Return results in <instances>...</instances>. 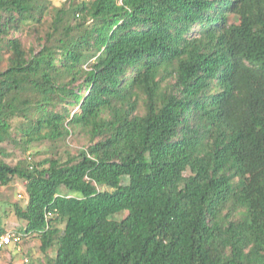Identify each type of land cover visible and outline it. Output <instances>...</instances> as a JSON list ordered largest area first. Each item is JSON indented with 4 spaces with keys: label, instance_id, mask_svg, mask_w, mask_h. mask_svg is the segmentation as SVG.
Listing matches in <instances>:
<instances>
[{
    "label": "trees",
    "instance_id": "1",
    "mask_svg": "<svg viewBox=\"0 0 264 264\" xmlns=\"http://www.w3.org/2000/svg\"><path fill=\"white\" fill-rule=\"evenodd\" d=\"M48 4L0 0V144L16 120L20 143L90 141L14 166L0 147L39 264H264V0H82L26 51L9 36Z\"/></svg>",
    "mask_w": 264,
    "mask_h": 264
},
{
    "label": "rangeland",
    "instance_id": "2",
    "mask_svg": "<svg viewBox=\"0 0 264 264\" xmlns=\"http://www.w3.org/2000/svg\"><path fill=\"white\" fill-rule=\"evenodd\" d=\"M48 1V12L44 15L42 23L26 24L22 26L18 31H13L10 34V38H17L20 40L22 47L28 51L39 49V42L37 37H43L47 30L53 16L52 8H64L67 9L71 6H75L81 3L82 0H46ZM87 1V0H86ZM120 2V0H118ZM230 22H235V19L231 16ZM200 27L195 26L188 34V37H197L200 32ZM7 55L4 54V59ZM94 59L89 60L83 64V68L87 69ZM6 67V61L1 63L0 69L3 70ZM131 75V74H130ZM81 81H78L79 84ZM171 82V81H170ZM166 84V82L164 83ZM81 93H85V89L81 90ZM69 111L74 113L77 110V106H70ZM144 112L143 105L141 104L138 113ZM17 124V120L13 122V139L15 142L7 141L0 144L2 151L5 153L3 159L11 166L16 165L19 162H26L27 164H36L49 158H59L61 161H65L69 155H76L77 153L84 151L90 145L88 135L80 128H74L71 134L63 139L57 141H41L33 142L31 144L20 143L17 141L18 135L15 133L14 128ZM123 184L128 183L127 178H123ZM25 182L21 179L15 178L9 185L0 187V227L7 231H16L22 236L21 243L17 246L6 247L0 255V264H39V261H44L45 256L40 250V241L35 235H24L22 229L24 222L20 220L15 214V207L24 208L27 203V195L25 192ZM64 191V190H63ZM21 196V197H20ZM126 216V213H120L111 217L112 220L120 221ZM59 228L63 227V224H59ZM52 257L55 256L54 251L50 253Z\"/></svg>",
    "mask_w": 264,
    "mask_h": 264
},
{
    "label": "built area",
    "instance_id": "3",
    "mask_svg": "<svg viewBox=\"0 0 264 264\" xmlns=\"http://www.w3.org/2000/svg\"><path fill=\"white\" fill-rule=\"evenodd\" d=\"M21 197V196H20ZM22 236L16 231H7L0 236V255L9 246H17L21 243Z\"/></svg>",
    "mask_w": 264,
    "mask_h": 264
}]
</instances>
